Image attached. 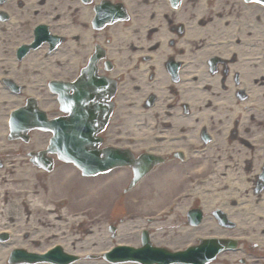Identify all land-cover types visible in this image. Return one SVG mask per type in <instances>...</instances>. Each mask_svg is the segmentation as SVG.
<instances>
[{
	"label": "bare ground",
	"instance_id": "obj_1",
	"mask_svg": "<svg viewBox=\"0 0 264 264\" xmlns=\"http://www.w3.org/2000/svg\"><path fill=\"white\" fill-rule=\"evenodd\" d=\"M13 2L18 8H15ZM197 2L199 11L196 17L212 15L214 26L220 27L224 34L222 40L230 39V43H220L218 50L211 45L209 47L206 39L208 33L205 31L213 30L211 20L201 28L188 22L186 39L190 45L186 46L187 52L194 51L199 61L197 63L202 66L201 59L206 60L217 50L219 66L216 73L200 76L199 88L191 87L199 80L197 75L187 83H180L178 87H187L180 90V94L183 99L190 100L191 113L185 124L197 128L198 122L209 123L213 139L202 145L187 134L177 135L176 142L158 135L154 138L159 148L177 143L191 148L185 153L187 163L183 164L182 170L171 168L169 163L152 172L150 179L161 177L154 182L156 184L177 186V183L186 181V186L174 197L171 189L167 188L170 191L158 197L154 208L167 210L166 217L182 216V222L173 224L174 230L181 233L175 242H185L191 233L194 237L236 236L243 243L235 251H224L214 260L217 259L219 264H264V190L260 193L255 190L258 175L264 167V6L244 3L242 0L234 3L216 0L212 7H206L205 0ZM8 7H12L13 12L17 9L18 14L24 16L25 19L17 23L20 28L27 22L28 14L39 15L44 11L52 21V26H65L62 32L69 38L68 47L77 46L76 42L82 39V34L86 42L92 40V35L96 36L90 30L82 29L88 26L93 8L90 9L78 0H6L5 4L0 5V11L8 10ZM60 8H65V13L59 12ZM40 20L42 18L35 22ZM228 20L233 21L232 24ZM8 26V23L0 22V154L5 150L12 152V159L7 164H1L0 168V234H9L7 241L0 240V264H15L11 261V254L16 249L44 254L62 246L66 251L80 255L99 252L102 250L99 248L100 241L107 238L106 233H98L93 227L80 231L89 209L85 208L88 206L86 199H78L73 192L78 186L77 172L71 169L70 174L64 177L54 171L51 178L41 183L39 178L46 177L45 173L28 163V154L42 149L43 144L39 143L44 138L39 137L36 131L32 134L31 143L6 141L11 109L21 104V99L4 85L3 79L17 82V78H22L27 83L23 85L22 95H33L32 87H36L34 81L40 77L46 81L59 77L55 67L59 61L67 58L62 57V47L47 53L45 47L41 46L17 62L12 57L16 46L29 41L31 37L19 39L6 51L2 38ZM114 29L121 32L123 25L118 24L107 32H99L98 39L110 35ZM69 59L73 61L74 69L82 65V59L78 60L73 54ZM16 68H20L21 72H15ZM232 77L236 81L229 80L230 86L225 89V83ZM189 89L192 90L186 91ZM240 92L245 93V96L239 98L237 94ZM40 105L45 109L50 107L41 100ZM157 110L156 106L145 114L151 115ZM142 135L141 132V138L146 137ZM145 182L151 180L146 178ZM64 184H68L69 188L64 187ZM195 200L199 208L206 212L197 226L190 218L185 220L186 212L192 208ZM220 210L226 212L228 220L235 224V229L222 226L208 216ZM166 217L156 218L151 224L156 234L159 235L162 221ZM70 228L74 230L71 232ZM126 230H131L130 223L119 225L116 242H124ZM17 264L56 263L41 261ZM70 264L107 263L101 259L81 258Z\"/></svg>",
	"mask_w": 264,
	"mask_h": 264
},
{
	"label": "flooded vegetation",
	"instance_id": "obj_2",
	"mask_svg": "<svg viewBox=\"0 0 264 264\" xmlns=\"http://www.w3.org/2000/svg\"><path fill=\"white\" fill-rule=\"evenodd\" d=\"M122 2L124 3V22H122L124 25V148L134 150V135L142 130L147 134L155 133V138L156 135L164 139L166 134L186 133L188 136L192 137L194 134L202 139L204 128L193 130L185 124V120L190 116V100L183 99L180 94V90H185L187 87L180 88L178 85L191 81L194 75H197L199 80L191 87L199 88L200 76L217 72L219 66L217 50L223 42V32L220 27L214 26L212 15L196 17L199 11L197 0H122ZM205 3L206 7L207 5L212 7L209 0H205ZM209 19L213 30L205 31L208 33L206 39L208 46L211 45L217 50L206 60L201 59L202 67L197 63L199 61L195 57V52L186 50V46L190 45L186 39V27L188 22L193 26L199 25V28L207 26ZM232 22L228 20L229 24ZM232 27L233 25L230 28ZM209 35L212 38L208 39ZM229 80L233 81L235 77L227 80L225 89L230 86ZM156 106L157 114L144 115V112ZM179 145L164 148L173 157H177L178 154L184 157L190 147ZM202 213L205 217L206 212ZM214 213L226 214L221 210L211 212L212 215ZM153 222V217H148L145 230L154 245L171 246L184 243V240H181L183 243L175 242V238H179L181 234L177 237L171 234L173 232L171 225L176 224L172 217L164 218L159 235L148 227ZM233 226L231 229L235 227ZM142 230L144 228L137 234L126 230L127 236L124 240L138 246L143 245ZM190 237L188 236L187 239Z\"/></svg>",
	"mask_w": 264,
	"mask_h": 264
},
{
	"label": "rangeland",
	"instance_id": "obj_3",
	"mask_svg": "<svg viewBox=\"0 0 264 264\" xmlns=\"http://www.w3.org/2000/svg\"><path fill=\"white\" fill-rule=\"evenodd\" d=\"M14 5H15V8H18V6L15 3H14ZM19 5H21V3H19ZM58 8H59V6H58ZM13 10L14 9H12V7H10V8L8 7V10H3L9 16L8 20L1 21V22L9 24V26L7 27V33L2 38L4 40V45H5L4 50L10 48L12 46V44L15 43L16 41H18L19 39H23V38L30 36V34L32 33V32L30 33V30H31L30 28L34 26L35 20H37L38 18H44L45 19V17L47 16V14L44 11H42L39 15H34V14L30 13L27 15V22L24 25H22V27L20 28V27H18L17 23L24 20L25 18H24V16H21L18 14L17 9H15L14 12H13ZM59 10H58L59 12L65 13V8H60ZM54 11H56V10H54ZM45 21H46V19H45ZM82 29L84 31H86L85 26L82 27ZM117 44H118V47H117ZM78 45L79 46H76L74 48H73V46L72 47H68V46L64 47L63 46V51H62L63 56L62 57H67V58L64 61H60L59 65L55 67L56 68L55 72L57 75H60V74H69V75L72 74L73 75L72 72L75 71L74 65H73V61L70 60L69 57L71 56V53H75L77 59L78 58L81 59L84 56V53L86 50V42L84 41L83 34H82V41H80L78 43ZM123 45H124V31L121 32L120 34H116V45H115V42H113V41L111 44V50H113V53L117 54L121 58V60L118 59L117 61H115L114 59H111L112 57L110 58L112 60V62H114L116 64L115 65L116 69L120 66H121V68L124 67V52L116 51L117 48L124 47ZM69 50H70V52H69ZM12 57H15V55H13ZM115 57H117V56L115 55ZM100 66H102V65L100 64ZM14 70H15V72L16 71L21 72L20 68H16ZM23 77L25 78L26 76H23ZM17 82H18V84H20L21 87H23L22 84L26 83V81L24 82L22 78L21 79L17 78ZM34 83H36V87H32V90L41 94V98L44 99L43 101L49 102L51 96L47 94V91H46L47 89L45 87V83H46L45 80L42 79V77H40L37 81H34ZM16 95H18L19 99H21V102H22L21 105H23L25 103L26 98H28V97L22 96V91L18 92ZM118 113H117L118 117H120L122 112L120 113V111H119ZM121 124H122V119H120L119 122H117V128L112 130V134H116L119 132V130H121V128H119V127H121ZM31 133L33 134L34 131H32ZM40 136H42L44 139L39 144H41V145L45 144L46 145V143H47L46 141L48 139L47 137L49 135L44 134L42 132H39V137ZM6 141H8V143H13V142H15V139L6 138ZM18 141L23 142L25 144H28V143H31L33 140H32V136H30L28 142H24L21 140H18ZM30 150H32V149H30ZM5 151L6 152H3L0 154V161H2L3 164H7L6 162L9 161L10 159H12V152H9L7 150H5ZM62 164H63L62 162L55 159L54 160V168H55L54 171H58L59 175L62 174V175H64V177H66L67 175L70 174L71 168H69V167L64 168L61 166ZM181 170H182V168H181ZM54 171L51 173H45L46 177H40L39 176L40 177L39 180L41 181V183L44 181H47L49 178H51L50 176H51V174L54 173ZM76 177H77L78 181L82 180V179L86 180L85 177H83V176H81V174H79V172L76 174ZM101 177H103V178H101ZM55 179H56V177H55ZM87 179L89 180V183H88L89 187H92V190H91L92 194H91V192L89 193L87 186L85 184H83L82 182H79L76 189H74V190L72 189L73 192L77 195L78 199H81V198L86 199L87 202H89V200L92 199L93 200L92 202H94L93 204L91 203L90 205L85 206L86 209H89V211L86 212V214H87L86 219L87 220L96 219L95 222L100 223L102 218H105L106 221L111 220L113 223L119 224L120 220L124 219V214L127 213V210H129V207H130V206L126 207L125 206L126 204H124V191H123V189H124V169H115L114 171H111V172L106 173L104 175H98L96 177H90ZM53 182H54V180H53ZM65 186L67 188H69L68 184L67 185L64 184V187ZM113 186H114V189H112ZM175 187H176L175 185L174 186H167L166 189L167 188L171 189V188H175ZM163 190H164V188L162 189V191ZM177 192L178 191L175 190V193H177ZM160 195H163V194L160 193ZM87 223L88 222H86L84 224V226H82V228L85 229V228L89 227L90 225H88Z\"/></svg>",
	"mask_w": 264,
	"mask_h": 264
},
{
	"label": "water",
	"instance_id": "obj_4",
	"mask_svg": "<svg viewBox=\"0 0 264 264\" xmlns=\"http://www.w3.org/2000/svg\"><path fill=\"white\" fill-rule=\"evenodd\" d=\"M104 83H105V79L96 76L93 73V71L91 70L90 71V75L88 76V79H86L85 82H81V83H79L77 85V87H78L77 91L79 92L78 94H79L80 97H83V95L88 94V92L90 93L91 90L88 88L89 86H92L94 89L96 88V90H102ZM79 100H80V102H79ZM75 102L76 103H80V105H81L82 100L75 98ZM71 108H72L71 109L72 114H74V120L77 119L79 121L84 120V114H88L89 118H90L89 120L90 121L93 120L94 122L96 121V119L98 120V116H100V112H102V111L104 112V113H101V115H104V116L108 115V113H107L108 110H105L104 106L101 105L100 103H97L95 106L88 107V108L92 109V111H90L88 113L80 111V110H82L84 108L83 105L78 106V107L72 106ZM92 116H95V117H92ZM83 126L85 127V125H83ZM80 137H81V141L78 144V147H80V150H82V146H84V144L86 142H89V141H92V140L88 139L87 134H84V133H81ZM92 143H95V141H92ZM64 153L66 155H68L69 157H71V158H73V156H75L74 160L76 161V158H77V161L82 162V164H84V166H83L84 169L88 173H92L93 171L97 170V166L96 165H92V164L88 163V161H89L87 159V156H89L88 154L80 152V151L77 152V153H72V152H69V151L68 152H64ZM107 164H109V163H107ZM109 165H111V164H109Z\"/></svg>",
	"mask_w": 264,
	"mask_h": 264
}]
</instances>
